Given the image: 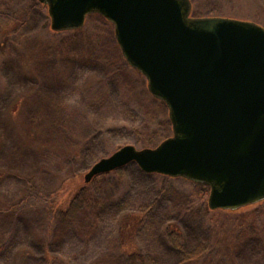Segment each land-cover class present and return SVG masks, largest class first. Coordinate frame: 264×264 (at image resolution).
<instances>
[{"label":"rangeland","instance_id":"1","mask_svg":"<svg viewBox=\"0 0 264 264\" xmlns=\"http://www.w3.org/2000/svg\"><path fill=\"white\" fill-rule=\"evenodd\" d=\"M188 1L191 17L264 27V0ZM50 22L45 2L0 0V264H129L134 252L147 264H264V199L210 209L208 185L135 162L84 181L101 157L153 148L172 124L109 19L91 12L64 30ZM82 186L90 205L63 221Z\"/></svg>","mask_w":264,"mask_h":264},{"label":"water","instance_id":"2","mask_svg":"<svg viewBox=\"0 0 264 264\" xmlns=\"http://www.w3.org/2000/svg\"><path fill=\"white\" fill-rule=\"evenodd\" d=\"M53 30L82 26L98 12L114 24L126 61L169 110L173 135L153 148L120 146L84 175L135 162L146 173L210 187V209L264 199V27L248 20L190 16L188 0H40Z\"/></svg>","mask_w":264,"mask_h":264},{"label":"trees","instance_id":"3","mask_svg":"<svg viewBox=\"0 0 264 264\" xmlns=\"http://www.w3.org/2000/svg\"><path fill=\"white\" fill-rule=\"evenodd\" d=\"M116 150V149H115ZM129 164V163H128ZM124 165L122 167H119L111 172H114L116 174H118L119 176L122 175L124 168L128 165ZM109 173V172H108ZM107 173H101L98 175H95L89 182L87 183H91V184H95L100 178H102L104 175H106ZM185 178V177H184ZM88 196H87V191H86V187L82 186L80 187L76 193L74 194L72 200L70 201V203H68V206L66 207L65 211H60V217L62 218V220H72L76 218V215L81 211V209L83 208V206H88L90 205V203H88ZM209 207V206H208ZM68 221V220H67ZM170 238H172L174 241H178V234L175 232H172L169 234ZM201 247H196L195 249L188 251L185 253L184 258L186 260H192L195 259L196 257H198L201 253ZM129 264H147L146 261L137 253H130L129 254Z\"/></svg>","mask_w":264,"mask_h":264}]
</instances>
